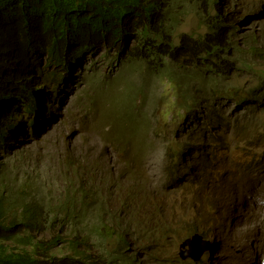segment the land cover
I'll return each instance as SVG.
<instances>
[{
    "label": "trees",
    "instance_id": "16d2710c",
    "mask_svg": "<svg viewBox=\"0 0 264 264\" xmlns=\"http://www.w3.org/2000/svg\"><path fill=\"white\" fill-rule=\"evenodd\" d=\"M231 1L0 0V264H133L127 253L131 244L108 221L111 208L104 201L90 200L81 187L68 189L55 202L34 201L6 160L19 151L21 138L28 140L30 128L39 133V126L30 123L35 107L21 97L31 93L30 84L60 86L72 76L77 79L74 66L100 46L116 48L105 55L116 69L132 67L139 78L124 104L132 117L138 113V94L146 96L147 85L157 76H166L174 86V104L186 115L202 103L198 92L237 98L241 114L235 119L232 113L213 110L210 125L216 123L212 130L218 133H202V126L194 130L199 138L203 134L210 152L186 145L172 152L174 158L187 156L190 176L200 166L201 189L210 188L209 182L217 189L221 178L213 179L212 172L218 152L230 147L231 134L240 141L248 138L245 146L253 147L255 156L264 152V71L247 57L259 53L264 58V48L244 49L235 40L234 10L219 9L220 3L230 7ZM191 17L205 31L178 33ZM89 70L79 77L91 88L99 76ZM238 72L254 76L251 88L238 86ZM167 168L171 181V165ZM167 188L136 186L129 194L128 224L116 226H129L134 243L150 258L172 262L164 253L166 244L181 230L178 236L187 237L200 226L172 208Z\"/></svg>",
    "mask_w": 264,
    "mask_h": 264
},
{
    "label": "rangeland",
    "instance_id": "374dc122",
    "mask_svg": "<svg viewBox=\"0 0 264 264\" xmlns=\"http://www.w3.org/2000/svg\"><path fill=\"white\" fill-rule=\"evenodd\" d=\"M219 8L234 10L237 17L234 21L238 30L233 34L235 40L244 49L254 46L264 48V0H237V4L236 0H232L230 7L223 2ZM248 16L250 17L247 19ZM204 31V28L199 29L197 20L193 17L184 21L178 29V33L195 32V34H199ZM115 49L114 47L100 46L87 55L85 59L87 64L83 67L93 68L94 74L99 76L97 83L93 85L94 89L88 88L78 79L72 80V86L66 87L63 92V105L66 107H60L59 115L49 128L42 130L39 138L31 141L19 152L17 162L13 165L19 174L31 172L34 184L40 193L47 194L51 199L64 193L68 188L79 187V180L74 178L73 171L78 170L80 162L86 160L89 162L88 165L95 162L101 170L98 187L101 188L103 194L106 193L103 186L106 177L111 179L119 177V188L114 186L115 180H112V185L107 190V195L113 200L111 202L113 207L119 208L120 201L124 200L129 193H133L134 176L130 174L126 166L132 165V170L135 168L136 171H139L140 166L141 169H144V175L151 176L152 172L160 169V152L171 145L176 146V143L183 141L185 136L191 135L193 129L203 123V111L207 108L206 103H201L195 116H181L184 110L174 104L176 100L174 86L166 76L152 78L147 85V96L139 97L140 104L145 105L144 111L150 118L146 123L149 127H146L140 135V138L145 142L143 148H146V151L144 150L141 154L145 153L148 159L140 162L141 158H139L138 162H134L132 159L138 152L135 150L138 144L134 142V147H132V128L128 130L127 138L121 135L124 140L122 148V145L116 146L115 143L119 140V133L123 131V126L119 131H113L107 126L98 127L95 123V120L102 121L106 118V115L101 114L100 111L115 113L113 108L115 104L119 105L116 111L122 110L126 96H132V86L139 79L132 71V67L116 69L115 61L113 62L112 58L105 55L106 52L113 53ZM260 55L259 53L249 54L247 57L255 66L264 71V58ZM89 68H83V72L88 71ZM81 71V68H78L76 73L79 75ZM90 73L92 72L90 71ZM237 76L240 78V84H238L240 87L251 88L253 82H256L254 76L246 72H238ZM228 91L239 92L238 89L233 88ZM219 97H221L219 109L226 110L228 113L239 108L236 99L228 101L227 95H219ZM70 102L71 105H69ZM94 103H98L100 111L93 108ZM201 130L204 133L203 127ZM148 148L152 149L147 150ZM248 157L247 153L239 148L234 149L229 155V159L233 162H239ZM58 161L66 168L59 170L61 165ZM70 163L73 167L70 166ZM184 181H188L186 177L182 179L185 185L179 189V194L183 198L182 204L188 203L189 193L186 189L187 183ZM88 188H91V185ZM223 198L220 203L221 210L229 206L228 197L223 196ZM115 199L116 202H114ZM226 211L228 212L227 209ZM238 211L239 208L236 207L232 212L233 215L228 219L222 216L215 226L214 232L209 236L211 243L209 248H211L212 255L206 257L204 256L206 252L202 255L205 264H242L241 253L237 249V245L231 241L235 235L239 236L241 233L247 232V230L238 232L235 228L234 221L239 217L236 215ZM181 218L183 216L179 219ZM255 222L256 218L250 215L240 219L241 224ZM178 240L179 236L177 235V244ZM252 248L254 246L250 247V251ZM223 251L227 256H222Z\"/></svg>",
    "mask_w": 264,
    "mask_h": 264
},
{
    "label": "clouds",
    "instance_id": "9594fccd",
    "mask_svg": "<svg viewBox=\"0 0 264 264\" xmlns=\"http://www.w3.org/2000/svg\"><path fill=\"white\" fill-rule=\"evenodd\" d=\"M220 5H222L220 3ZM219 5V7H220ZM220 9V8H219ZM221 10V9H220ZM250 16L247 17V19ZM234 21V20H233ZM235 23V21H234ZM236 25V23H235ZM238 30V29H237ZM236 31V30H235ZM92 52H89L90 54ZM83 58L81 65L76 64L73 68V73L78 77L77 79L84 83L81 80L82 74H90V70L83 72V67L86 65V58L87 55ZM81 68V72L79 75L76 73V70ZM121 68H126L125 66ZM120 68V69H121ZM90 69V68H89ZM72 80H76L74 76H72L69 81L63 82V86H57L55 83L47 81L42 82L40 84H30L31 93L28 95H23L22 100L23 103L31 104L35 107L33 113L30 114V123L31 125L36 124L39 126V133L33 134V130L30 128L29 130V137L28 140L21 138V148L18 152L14 155L8 154L6 160L8 162V168L11 175H19L20 182L23 184L24 182L27 183L30 191L29 197H32L34 201L39 199V201L45 200L46 202H50L51 199L47 194H42L35 186L33 181V175L31 172L25 174H19L17 170L14 169L13 165L15 164L17 156L19 152L26 146L31 143V141L39 138L40 134H42V130H46L49 128L50 124L57 118L59 115L58 111L60 110L61 106L66 107L63 105L64 97L63 92L66 87L72 86ZM84 85H86L84 83ZM88 86V85H87ZM88 88H90L88 86ZM29 89V88H28ZM91 89H94L91 87ZM202 97V103H206L205 110L203 111V123L201 126L203 130H209L210 136L218 133L212 130V127H215L216 123H212L210 125V117L213 113L214 109H219V105L221 104V97L219 96H211L208 93H200ZM143 96L140 93L137 97ZM147 96V95H146ZM226 96V95H223ZM228 96V95H227ZM229 97V96H228ZM128 95L124 103L122 104V110H117L118 104L113 106L115 113H106L100 111L101 108L98 106V103H94L93 108L95 110L100 111L101 114L106 115V118L102 121L95 120V123L98 127L107 126L111 128L113 131H119V129L123 126V131L119 133L120 137L119 140L115 143V145H122L124 146V141L121 135L127 138V132L132 128V147L133 143L136 142L138 147L135 148L138 152L134 154L133 161L138 162L139 158H141L140 162L145 161L147 155L144 152L146 148H143L145 142L140 135L142 132L145 131L146 125L148 123L149 116L144 111L145 105L140 104L141 99L139 98L136 102V106L138 108V113L132 117L131 114H127L124 112V104L128 100ZM236 99L237 98H232ZM231 100V99H230ZM228 98V101H230ZM112 104V103H110ZM238 104V100H237ZM44 105V107H42ZM71 105V102L70 104ZM12 107V104L9 105ZM107 107V106H105ZM201 104L196 108L195 112H191L190 115L195 116L197 110H199ZM242 108V107H241ZM238 109V108H237ZM234 110L232 112H228L226 110H221L222 113H225L227 116L232 113V118L235 119L236 117L240 116L239 110ZM121 111V112H118ZM234 112V113H233ZM186 115L184 112L181 116ZM189 115V116H190ZM55 116V117H54ZM188 116V115H186ZM48 118H51L48 121ZM145 123V124H143ZM205 124V125H204ZM200 125L193 129L191 135H187L184 137L183 141L180 143H176V146L171 145L167 147L164 151L160 152V169L152 172L151 176L144 175V169H141L139 166V171L134 168L132 170L131 166H126L129 170L130 174L134 176V184H132V189L137 186L139 188H145L146 190H155L156 186H159L160 189L163 187H167V194L169 195V199L172 204V208H176L182 211L183 215H187L188 220H193L198 226H200V231L193 233L187 237L179 236L178 244L176 243V236L182 233V230L173 238L171 244H166L167 247L164 253L172 260V262H166L164 259L156 258L152 259L143 251L138 244L134 243V238L127 232L129 226L125 227H118L121 223L124 225L128 224L129 214L131 212L130 208V196L128 195L124 200L120 201V207L114 208L112 203L113 200L107 195V190L112 185V180H115L114 186L119 188V177H114L111 179L110 177H106V181L103 182V186L106 190V193L103 194L101 188H99V182L101 180V175L99 172L101 171L96 163H91L90 165L88 161L80 162L78 170L73 171L74 178L79 180V187L84 190L85 195L91 200L95 199L97 201H104L105 206H109L111 208L110 213L107 218L108 221L111 222L113 227L117 228L120 233H124L126 236L127 241L131 244L129 247V251L127 252L130 257H133V264H205V259L202 258L203 253L204 256H209L211 251L209 246H211L209 236L214 232L215 226L219 223L220 218L224 216L226 219L230 218L233 215V210L238 207L239 211L236 215L239 217L234 221L235 228L238 232L243 230H247L245 233H241L239 236L235 235L231 238V241L234 245H237V249L239 250L240 257L243 260L242 264H264V152L255 156L256 152L253 147L246 148L245 142L247 141L246 138L243 140H239L237 134H231L229 136L230 147L229 148H221L218 152V157H216L215 162V169L213 173V179L221 178L217 184V189H213L214 183L209 182L211 184L210 188L208 189H201L202 182L204 181L200 176V166L197 167L196 173L194 176H190V172L186 169L185 163L187 162V156L181 158H174L172 152L177 147H182V145H186L190 148H204L205 152L209 151L207 147V143L204 140L203 134L202 137L199 138L196 135L194 130H198ZM152 128V127H151ZM150 128V129H151ZM201 130V128H200ZM44 132V131H43ZM203 133V132H202ZM148 147V146H147ZM236 148H239L247 153L249 156L246 159H243L239 162H233L229 159V155L232 151ZM152 149L148 148L147 150ZM146 151V150H145ZM210 152V151H209ZM186 154H190V151H186ZM189 158V156H188ZM213 156L210 157V161ZM139 162V163H140ZM58 163L61 165V169L66 168L60 161ZM171 165V175L173 176V180L169 181V171L167 172V166ZM12 166V167H11ZM70 166L73 165L70 163ZM88 166V167H87ZM131 169V170H130ZM83 179H82V178ZM183 177L189 181H184L187 183L186 189L189 191L188 193V203L185 202L182 204L183 198L179 194V189L185 185L182 182ZM24 185V184H23ZM91 185V188H88ZM31 187V188H30ZM78 187H76L77 189ZM88 188V189H87ZM71 189V188H68ZM67 189V190H68ZM66 190V191H67ZM75 190V189H72ZM65 191V192H66ZM31 192H34L31 194ZM64 193H61L57 198L51 199L55 202L58 200ZM134 192V191H133ZM132 193V192H131ZM130 194V193H129ZM164 194V193H163ZM223 196H227V201H229V206L226 207L228 212L225 208L222 210L220 209V203L223 201ZM133 197V196H132ZM49 198V199H48ZM187 201V200H185ZM95 202V201H94ZM116 202V199L115 201ZM250 215L256 218L255 223H247L241 224L240 219L244 216ZM180 218V217H179ZM177 218V219H179ZM195 235H198L201 240L198 244V252L202 251L200 254L199 260H195L192 257H187L183 259L181 255V244L187 238H193ZM261 235V239H257ZM254 246L250 251V247ZM206 247L207 250H204ZM209 248V249H208ZM183 249H190V246L187 245ZM212 255V254H211ZM227 256L226 252L223 251L222 256ZM142 257V259H140Z\"/></svg>",
    "mask_w": 264,
    "mask_h": 264
},
{
    "label": "water",
    "instance_id": "95a60500",
    "mask_svg": "<svg viewBox=\"0 0 264 264\" xmlns=\"http://www.w3.org/2000/svg\"><path fill=\"white\" fill-rule=\"evenodd\" d=\"M201 238L198 235H195L193 238H187L183 243L181 244V255L183 259H186L187 257H192L195 260H199L200 254L202 251L197 250L198 244ZM187 245L190 246V249H183ZM204 250H207L206 247H204Z\"/></svg>",
    "mask_w": 264,
    "mask_h": 264
},
{
    "label": "bare ground",
    "instance_id": "6f19581e",
    "mask_svg": "<svg viewBox=\"0 0 264 264\" xmlns=\"http://www.w3.org/2000/svg\"><path fill=\"white\" fill-rule=\"evenodd\" d=\"M42 107H44V105H42ZM257 239H261V235L257 238ZM252 247V246H251ZM209 249V248H208Z\"/></svg>",
    "mask_w": 264,
    "mask_h": 264
}]
</instances>
